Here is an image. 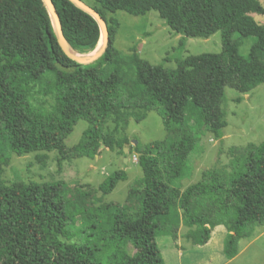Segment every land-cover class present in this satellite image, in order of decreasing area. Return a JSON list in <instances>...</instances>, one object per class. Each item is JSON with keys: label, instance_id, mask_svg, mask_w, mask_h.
Masks as SVG:
<instances>
[{"label": "trees", "instance_id": "16d2710c", "mask_svg": "<svg viewBox=\"0 0 264 264\" xmlns=\"http://www.w3.org/2000/svg\"><path fill=\"white\" fill-rule=\"evenodd\" d=\"M52 1L70 47L92 53L101 39L97 20L71 0ZM91 5L107 21L109 42L100 58L81 64L62 48L44 0H0V264H165L157 237L177 238L182 224L193 245L206 244L214 227L225 226L224 252L228 259L236 257L241 240L254 237L264 224V140L240 148L230 171L205 170L185 189L180 182L191 173L190 156L204 123L214 118L216 137L227 125L226 88L245 94L264 83V24L248 13L261 6L257 0H93ZM118 11L134 16L156 11L184 37L221 31L223 49L186 55L174 69L136 53L125 57L115 44L120 22L108 16ZM248 40L249 54L243 56L239 48ZM183 47L182 38L177 49ZM35 92L54 99L62 139L80 120L87 121L81 140L62 148L69 159L95 157L103 145L124 154L129 138L117 134L134 112L143 111L139 120L150 111L161 115L169 136L135 146L142 178L130 188L134 206L103 204L78 189L89 202L77 226L75 194L66 182L2 181L12 154L45 149L44 107L36 104ZM109 119L116 127L106 132ZM127 179L125 169L116 170L97 189L107 195ZM86 229L93 237H82ZM130 247L137 251L132 254Z\"/></svg>", "mask_w": 264, "mask_h": 264}, {"label": "rangeland", "instance_id": "374dc122", "mask_svg": "<svg viewBox=\"0 0 264 264\" xmlns=\"http://www.w3.org/2000/svg\"><path fill=\"white\" fill-rule=\"evenodd\" d=\"M93 7V0H85ZM262 11H249L255 20L264 24V0H257ZM109 18L115 17L120 25L116 35V48L125 57L135 53L141 58L147 59L152 64H164L168 69L177 67V60L186 55H196L203 52H221L223 49L222 32L217 31L208 38L184 37L173 31L156 11L145 15L134 16L125 11L109 13ZM184 39L185 47L177 49L180 40ZM250 41H246L239 48L243 56L249 54ZM170 55L171 60L164 58ZM136 67L133 62L131 70ZM242 95L241 102L235 98ZM36 104L42 105L44 111L41 115V126L44 134L45 149L39 153L26 155H11L10 164L5 168L1 179L5 183H11L16 177L26 182H57L64 181L75 194V222L82 225L83 214L87 209L89 197L82 199L78 189L88 191L90 198L94 195L102 200L103 204L118 202L130 207L134 206L135 195L130 194L131 186H139L142 178V169L139 165V154L135 146L139 143L145 145L157 140H165L169 136L163 119L157 111L148 112L144 119L139 120L143 111L137 110L130 117L124 131L118 136L126 135L129 144L125 146L124 154L119 149L111 150L105 145L95 157L65 158L62 148L73 147L82 138L83 131L88 127L85 120H80L67 139H62L59 128V114L55 110L54 99L42 97L35 92ZM226 111L227 125L221 129L220 136L216 137L214 129L217 123L212 121L204 123L200 131L199 146L190 156L191 173L181 180L182 189L199 181L202 173L211 168H219L230 171L231 162L239 153L240 148L247 147L250 143L259 144L264 140V83L258 85L249 93L241 94L237 90L227 87L226 98L223 104ZM190 119L192 124L198 123L194 117ZM116 123L109 119L105 124V131L113 130ZM137 141V142H136ZM136 158L138 160H136ZM125 169L128 179L121 181L117 187L107 195H103L97 188L110 174L116 170ZM199 208L192 210L198 214ZM183 223V222H182ZM185 224L180 230L187 231ZM91 235V229H86L82 237ZM165 236V235H161ZM158 236V237H161ZM81 237V238H82ZM91 237H93L91 235ZM171 237V236H170ZM131 248L134 254L137 250ZM183 264H211L206 262L210 256V249L197 245H185L183 248ZM217 256L218 252L216 251ZM223 253V260H226ZM218 260L214 259L213 264ZM228 264H264V224L258 226L256 234L250 239L240 242V252Z\"/></svg>", "mask_w": 264, "mask_h": 264}, {"label": "crops", "instance_id": "0c3cea01", "mask_svg": "<svg viewBox=\"0 0 264 264\" xmlns=\"http://www.w3.org/2000/svg\"><path fill=\"white\" fill-rule=\"evenodd\" d=\"M228 234L225 226L218 225L213 228L210 240L203 245H197L198 247H207L210 249V256L206 259V262H212L217 259V264H228L232 259L223 260L224 241ZM157 244L164 257L165 264H183L182 258L184 256L183 248L185 245L191 243L184 237V232L179 230L178 237L173 238L168 235L157 237ZM218 252V256L217 253ZM240 252V251H239ZM237 256V255H236Z\"/></svg>", "mask_w": 264, "mask_h": 264}, {"label": "water", "instance_id": "95a60500", "mask_svg": "<svg viewBox=\"0 0 264 264\" xmlns=\"http://www.w3.org/2000/svg\"><path fill=\"white\" fill-rule=\"evenodd\" d=\"M52 17L53 25L56 31V34L58 36L59 42L64 49V51L67 53L68 56H70L72 59L76 60L77 62L81 64H89L97 60L102 56V54L105 52L108 42H109V29L107 21L101 16V14L93 7L88 5L84 0H71L73 3H75L78 7L83 9L84 11L91 14L99 23L100 29H101V39L99 44L101 43V46L98 50H94L91 54V56L87 57L84 54L77 53L70 45L67 43L66 38L63 34L62 29V23L59 16V13L57 11V8L52 0H44ZM98 44V45H99ZM96 51V52H95ZM137 142V141H136ZM127 148H125L126 151Z\"/></svg>", "mask_w": 264, "mask_h": 264}, {"label": "bare ground", "instance_id": "6f19581e", "mask_svg": "<svg viewBox=\"0 0 264 264\" xmlns=\"http://www.w3.org/2000/svg\"><path fill=\"white\" fill-rule=\"evenodd\" d=\"M100 46H101V43L98 45V47H97V49H96V50H98ZM95 52H96V51H95ZM91 54H93V53L86 54V56H87V57H89V56H91Z\"/></svg>", "mask_w": 264, "mask_h": 264}, {"label": "built area", "instance_id": "2783aa9c", "mask_svg": "<svg viewBox=\"0 0 264 264\" xmlns=\"http://www.w3.org/2000/svg\"><path fill=\"white\" fill-rule=\"evenodd\" d=\"M136 160H138V159L136 158Z\"/></svg>", "mask_w": 264, "mask_h": 264}]
</instances>
